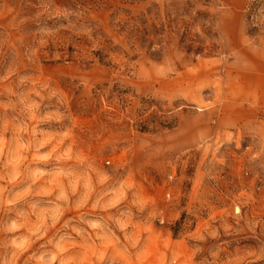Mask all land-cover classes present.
Listing matches in <instances>:
<instances>
[{
    "label": "rangeland",
    "instance_id": "1",
    "mask_svg": "<svg viewBox=\"0 0 264 264\" xmlns=\"http://www.w3.org/2000/svg\"><path fill=\"white\" fill-rule=\"evenodd\" d=\"M0 264H264V0H0Z\"/></svg>",
    "mask_w": 264,
    "mask_h": 264
}]
</instances>
